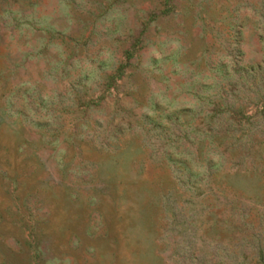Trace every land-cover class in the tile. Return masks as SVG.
<instances>
[{"label": "rangeland", "instance_id": "obj_1", "mask_svg": "<svg viewBox=\"0 0 264 264\" xmlns=\"http://www.w3.org/2000/svg\"><path fill=\"white\" fill-rule=\"evenodd\" d=\"M0 264H264V0H0Z\"/></svg>", "mask_w": 264, "mask_h": 264}]
</instances>
